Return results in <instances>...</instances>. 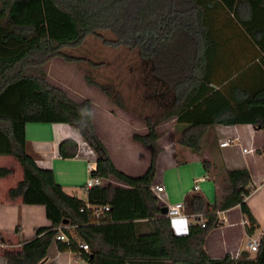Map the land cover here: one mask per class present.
<instances>
[{"label": "trees", "instance_id": "1", "mask_svg": "<svg viewBox=\"0 0 264 264\" xmlns=\"http://www.w3.org/2000/svg\"><path fill=\"white\" fill-rule=\"evenodd\" d=\"M90 34L125 53L131 82L96 77L102 63L88 58L83 77L118 107L143 113L145 131L131 134L149 147L139 174L114 164L95 131L90 99L71 97L47 77L49 58L82 61L63 47ZM123 81L134 87L133 106L123 96ZM169 118L180 125L175 142L196 154L201 135L214 124L264 126V0H0V154L21 170L7 196L43 205L48 220L31 238L1 248L6 264H39L52 241L90 264H264V230L252 254L243 247L215 257L204 247L216 223L214 209L238 204L246 233L257 228L243 200L250 182L245 167L223 169L221 194L211 202L192 187L183 194V211L202 213L203 225L195 217L185 232H176L160 212L163 203L150 186L162 150L157 126ZM26 122L71 125L94 153L90 174L104 181L86 188L85 198L66 192L27 150ZM76 147L69 137L57 145L63 157ZM200 163L207 169L210 162L200 157ZM10 172L0 165V177ZM57 226L69 241L55 238ZM13 231L20 233L19 219Z\"/></svg>", "mask_w": 264, "mask_h": 264}, {"label": "crops", "instance_id": "2", "mask_svg": "<svg viewBox=\"0 0 264 264\" xmlns=\"http://www.w3.org/2000/svg\"><path fill=\"white\" fill-rule=\"evenodd\" d=\"M127 122L130 129L126 135L125 143L131 150L130 153L137 152L139 147L145 152L148 150V155L141 162V168L138 171L141 173L149 160V147L147 144L132 138L131 134L136 129H132L130 121ZM210 130L211 137L216 135V140H213V142L210 140L205 147L203 145L201 155L187 152L185 158L179 159L171 151L159 152L155 174L151 183L163 185L165 194L162 195L163 200L158 198L159 201L166 204L182 200L183 194L192 187L195 179L203 176L204 179L199 181L198 190L207 201L211 202L214 195L219 197L221 194L218 179L222 176L223 169L245 167L250 175V182L247 187L251 188L249 193L244 195L243 200L258 224L252 234L262 232L264 230V189L260 187L253 189L252 187L264 180V154L262 151L264 126L255 128L250 123L214 124ZM24 133L27 150L34 155L36 163L42 167H50L53 170L55 180L61 184L66 192L85 198V189L83 188V182L87 174L85 156L78 152L77 155L63 157L57 149L58 142L67 137L74 139L78 147L81 137L77 131L71 125L63 122H26ZM227 136H237V141L240 144L219 146L218 141ZM240 147H247L250 150L241 152ZM109 155L114 164L120 168L110 153ZM213 156L216 158L214 157L215 159L212 160L211 157ZM200 157L209 158L210 163L207 164V169L202 167ZM88 158L92 159L94 163V157L88 156ZM0 165L11 167L9 174L0 177V234L4 238V242H0L4 243V246L0 245V264H6L1 248L6 247L5 245L15 246L18 245L20 239L31 238L35 227L48 224V220L45 217L43 205L22 203L18 198L9 199L7 189L21 177V170L16 160L7 154H0ZM120 169L128 174H139L125 168ZM215 177H218L216 182L213 181ZM111 181L114 184H119L117 181ZM222 210L221 213L224 214L226 220L217 221L204 239V247L210 256L217 257L226 251L234 256L238 249L243 248L241 245L243 236L248 235L245 231L246 218L240 211L238 204ZM17 219L20 223V233L13 231ZM174 224L171 223L174 231H183L179 230L184 227L182 218ZM210 239H212L211 242H209ZM39 264L90 263L68 248H57L56 243L52 241Z\"/></svg>", "mask_w": 264, "mask_h": 264}, {"label": "rangeland", "instance_id": "3", "mask_svg": "<svg viewBox=\"0 0 264 264\" xmlns=\"http://www.w3.org/2000/svg\"><path fill=\"white\" fill-rule=\"evenodd\" d=\"M63 49L73 55L82 56L84 59L82 61L65 60L60 56L49 58L44 64L48 79L62 86L73 98L88 97L90 99L93 125L97 135L107 147L108 152L116 163L119 164L120 168L138 172L141 168V162L148 155V150L145 152L139 147L140 149L137 148V152L130 153L131 150H129L128 145L125 143V138H127L126 135L130 129V125L127 121H130L132 129H136L137 132L140 130L141 132L145 131L143 113L139 114L132 109H122L118 107L95 85L86 83L83 77L86 72L85 63H89L85 58H88L89 61L102 63L96 67V70L100 71V73H94L96 77L102 79L106 74L110 77H120L124 79L125 82L127 80L131 82L129 79L133 78L129 77L130 69L126 68L127 59L125 53L121 49L113 48L105 44L99 36L93 34L86 36L79 45L75 47L64 46ZM125 82L122 93L126 98H124L126 102H129L133 106L134 102L132 100H137L133 94L134 87L129 85L125 86ZM140 101L141 100H139V102ZM142 101L146 103V101ZM144 111L146 110L144 109ZM109 115L112 116L110 117ZM179 127L180 125L175 124L172 118L162 121L157 126V132L159 134L158 143L162 147L161 152L171 151L177 158L182 159L186 157L187 152L191 151L175 142V137L178 134L177 129ZM211 128L205 130L199 139L201 151L198 155H201L203 145L205 147L209 144L210 140L212 142L216 140V135L211 137ZM129 139L130 137L128 140ZM79 146V154L87 158L88 156L94 157L93 151L89 152L87 143L82 139ZM214 157L215 156L211 157V159L213 160L216 158ZM212 195L213 192L211 194V199ZM246 239L247 236H243L241 241L242 246H244ZM211 241L212 239L209 240V242ZM249 253L252 254L253 252L249 251Z\"/></svg>", "mask_w": 264, "mask_h": 264}, {"label": "built area", "instance_id": "4", "mask_svg": "<svg viewBox=\"0 0 264 264\" xmlns=\"http://www.w3.org/2000/svg\"><path fill=\"white\" fill-rule=\"evenodd\" d=\"M238 137L237 136H227V137H224L223 139L219 140L218 141V145L219 146H226V145H231V144H240L238 141H237ZM88 149H89V152H92V149L89 147L88 145ZM241 149V152H247L249 151L250 149L247 148V147H240ZM262 151H263V154H264V146L262 148ZM78 152H80V146L77 147V150L75 152L74 155H77ZM94 168V163L92 161V159H89L87 157H85V169L87 170V174H86V177L84 179V182H83V188L86 190V188L90 187L91 185L93 184H97V183H101L103 182L104 180L96 175H91L90 174V169H93ZM204 177L203 176H200V177H197L195 179V181L193 182L192 184V188L193 189H198L199 187V181L203 180ZM257 187H260L262 189H264V180L262 181V183L256 185V186H253L252 188L255 189ZM150 188L152 189V191L157 195V197L160 199V200H163V196L165 194L164 192V188H163V185L162 184H152L150 186ZM251 187H249L250 189ZM163 205L166 206V212L164 213L171 221L172 225L173 223L176 224V222L182 218L183 219V225L184 227L182 229H179V230H183L182 232H185L186 231V228H187V225H188V222L190 219H195V217H198V220L200 222L201 225L204 224V218H203V214L202 213H185L183 211V203H182V200L180 201H176L174 203H164ZM101 208L103 209H106L107 208V205H103ZM221 212H223L222 209H214V213H216V222L217 221H223V220H226L224 214H222ZM221 213V214H220ZM247 223V221H245ZM174 224V225H175ZM260 234L261 232L259 233H256V234H248L247 235V239L245 240L244 242V248L248 251H254L257 249L258 247V243H259V238H260ZM55 238L57 239H61V240H64V241H69V237L62 231V229L57 226V233L55 234ZM1 246H4V243H0ZM81 246V248H83L84 250H87V244L85 242H82L79 244ZM7 246V245H5ZM237 254V252H235V255Z\"/></svg>", "mask_w": 264, "mask_h": 264}, {"label": "water", "instance_id": "5", "mask_svg": "<svg viewBox=\"0 0 264 264\" xmlns=\"http://www.w3.org/2000/svg\"><path fill=\"white\" fill-rule=\"evenodd\" d=\"M159 209H160V212H161V213H165V212H166V206H165V205H161V206L159 207Z\"/></svg>", "mask_w": 264, "mask_h": 264}]
</instances>
